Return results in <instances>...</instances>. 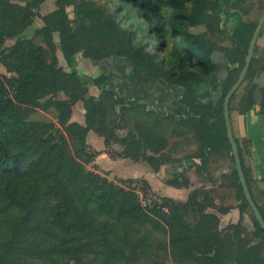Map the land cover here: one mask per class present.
Masks as SVG:
<instances>
[{
  "label": "trees",
  "instance_id": "trees-1",
  "mask_svg": "<svg viewBox=\"0 0 264 264\" xmlns=\"http://www.w3.org/2000/svg\"><path fill=\"white\" fill-rule=\"evenodd\" d=\"M46 1L0 0V64L9 74H0V264H264V230L244 199L222 109L238 75L236 64H243L234 36L225 49L231 69L223 89L217 100L202 99L219 89L211 59L223 34L219 0H105L117 12L96 0H54L51 11L38 15ZM35 16L42 22L35 31L39 45L20 37ZM197 26L203 31L192 32ZM9 39L14 42L5 46ZM77 55L95 63L125 59L130 74L181 88L186 113L159 115L139 100L118 96L109 82L113 72L85 81L73 64ZM90 84L96 95L89 94ZM253 87L245 89V109L253 103ZM77 102L84 124L71 120ZM37 109L52 111L54 120H31ZM125 122L131 129L121 134ZM89 131L103 139L109 157L143 162L154 171L181 161L171 152L195 145L185 158L198 159L195 173L213 186L192 189L185 201L159 197L147 210L124 187H150L145 180L114 181L86 168L100 154L86 141ZM115 144L120 152L110 150ZM229 161L232 169L217 181L214 173ZM165 184L187 188L190 181L182 170ZM234 207L239 219L221 228L218 214ZM246 210L250 228L243 222ZM7 222L10 233L2 230Z\"/></svg>",
  "mask_w": 264,
  "mask_h": 264
},
{
  "label": "crops",
  "instance_id": "crops-1",
  "mask_svg": "<svg viewBox=\"0 0 264 264\" xmlns=\"http://www.w3.org/2000/svg\"><path fill=\"white\" fill-rule=\"evenodd\" d=\"M120 86L121 88L119 87V90L126 99L148 102L149 105H145L146 109L154 110L159 115L172 113L177 116H183L187 111L186 106L178 102L181 95V88H165L161 83L152 81L143 75H130L129 81L124 80ZM173 90L176 93L175 95L172 94ZM240 91V96H243L244 92L242 90ZM93 95H96V93H93ZM78 104L79 102H77L73 107L71 117L72 121H76L74 120V112L75 108H79ZM230 119L233 136L239 142L243 162L248 171L251 195L257 207L260 208L264 215V114L260 111V108L257 105H252L249 109H245L243 102L237 99V101H234L232 109L230 110ZM76 122L84 124V118L77 120ZM172 139L173 140L171 141L176 140L175 138ZM86 141L93 149L100 153L94 161L95 165L99 169V172H101V170L109 171V175L113 178L116 177L117 179H143L149 184V186L151 185V189L156 191V194L159 197L166 196L174 200L185 201L192 189L199 186H204L205 188L213 186L210 181L203 179L204 176L197 175L195 173L193 164L198 163L199 160L196 158H185L195 151V145L189 146L192 151L188 153L181 151L182 148H178L176 151L171 152L172 157L182 158L181 161L177 164L161 166L157 171H155L161 173L166 172L165 174L168 173L171 176L176 172L184 170L190 181L189 187L175 188L166 185L164 181V183L161 182V188H156V184H151L153 176L152 171L154 170L150 172L148 170L150 167L142 166V176L134 175L123 177L119 175V168L129 166L138 168V165H140L141 162L134 163L127 158H109V156L104 152L103 139L92 131L88 132ZM171 144H173V142ZM183 148L185 149L187 147L183 146ZM113 149L116 152H120L122 150V148L116 144L113 145ZM160 192L163 194H160ZM209 211L215 212L214 210ZM218 217L220 218V222L224 219H231V221H227V225L228 223L236 222L239 219V211L236 207H234L227 214H218ZM243 218L244 224L250 228L252 222L249 227L247 224L248 213L246 211L243 213Z\"/></svg>",
  "mask_w": 264,
  "mask_h": 264
},
{
  "label": "rangeland",
  "instance_id": "rangeland-1",
  "mask_svg": "<svg viewBox=\"0 0 264 264\" xmlns=\"http://www.w3.org/2000/svg\"><path fill=\"white\" fill-rule=\"evenodd\" d=\"M11 1H13L15 3H19V4H23L24 3V0H11ZM96 1L99 2V3L107 4V6H109L114 12H117L116 9H114L113 6H111V4H109L105 0H96ZM53 8H54V0H47L45 3H43L42 5H40L36 9V12H37L38 15H43V14H46L47 12L51 11ZM67 11H68L69 16L72 17L71 8H67ZM117 19H120V14H117ZM224 24H225V27H224L225 30H228V28H230V26L232 25V22L229 21L228 18H227V21ZM41 25H42V22H41L40 18L38 16H35V18L33 19L32 24L20 35V37L21 38H31L34 41V43L37 44V45L42 44V39L35 34L36 29L39 28ZM203 29H204L203 26H197L195 28H192L191 30L194 33H198V32L203 31ZM54 40L58 41L56 34L54 35ZM13 42H14V39L6 40L5 41V46H10ZM154 42L156 43V41H154ZM223 44H225L226 46H229V42L227 40H225L223 42ZM149 49L151 50V47H149ZM58 56H59V59H60V64L63 67H65V69H67V66L64 64V61L62 60V57H61V54H60L59 50H58ZM107 61L111 62V59L107 60ZM101 63H95V62H93L91 60H84L81 55H77L74 58V63L73 64H74V67L76 68V70L78 71L79 75L81 77H83L85 79V81L89 82L90 78L94 77L95 75H98L101 71L105 72V70H104L105 68L102 67L103 68L102 69L101 66H100ZM111 71H114L113 74H114L115 78H113L112 82H110V83L114 86V90L117 92V95L121 97L123 95L120 92L118 85L119 84L121 85L122 82L124 81L122 78L127 76V72L129 71V67L128 66H123V65L122 66L118 65L116 67L111 68ZM0 74L1 75L4 74L6 76L9 75L5 71L4 67L1 64H0ZM88 87H89V94H92V95H93V93L97 94L98 88H96L95 86H92L91 84ZM182 92H183V90L181 89L180 90V94H182ZM172 94L173 95L176 94L174 90H173ZM219 94H220V87L216 91H211V94L209 96H207V95L203 96L202 99L204 101H207L210 98H212L213 100H217ZM63 97L64 96L62 94L59 95V98H63ZM78 106H79L78 109L75 108V112H74L75 118L73 117L74 120H76V121L77 120H81V119L84 118V109H83V106H82V102H79ZM30 118H31V120H35V121H52V120H54V113L52 111H46L45 112L43 110H38L37 109V110H35L33 112V114H31ZM130 129H131V123L125 122L123 130H120L119 133L125 134ZM171 143H172V141H171ZM184 146H186L187 148L184 149L182 147L181 151H185L187 153L192 151V149H190L189 145H184ZM110 150L115 152V150L113 149V146L111 147ZM109 158H111V157H109ZM111 159H113V158H111ZM114 159H117V158H114ZM85 166H86L87 169H96L97 171L99 170L97 168V166L95 165V163L86 164ZM138 166H139L138 168L133 167V166L121 167V168H119V171H118L119 175H121L123 177H129V176H134V175L142 176L141 175V174H143V172H141V170H143L142 166L149 167L147 164L142 163V162ZM232 167L233 166H232L231 162L230 161L227 162L223 167L218 169V171L214 175V178L217 181H219L220 177H221V174H223L226 170L232 169ZM148 170L150 172L152 171L151 168H149ZM152 172H153V176H152L151 184H153V185L156 184L157 185V186H155L156 188L157 187L161 188L160 187L161 182L164 183L165 179H167L170 176V174H168V173L165 174L166 172H163V173L155 172V171H152ZM99 173H101L102 175L106 176L110 180H114V181L117 180L116 177L113 178V177H111L109 175V171L101 170V172H99ZM137 184H138V186L134 190L137 191V195L140 198V202L142 204L145 203V207L148 210V208H151V204L154 201V198L157 199V198H159V196L156 194L157 193L156 191H153V189H151L152 187H147L143 183H140V182H138ZM160 194H163V193L160 192ZM246 212L248 213V221H247L248 223L247 224L250 227V223L252 222V220H251V217H250V214H249L248 210H246ZM227 221L229 222V221H231V219L230 220H225L224 219L223 221H221L220 222V227L222 228V227L226 226ZM2 230H4V232H6V233L7 232L10 233L14 229H13V226L9 222H7L5 225H3ZM10 252H12V250H9V253ZM32 264H37V263L32 262ZM146 264H148V263L146 262ZM165 264H170V262H167Z\"/></svg>",
  "mask_w": 264,
  "mask_h": 264
},
{
  "label": "flooded vegetation",
  "instance_id": "flooded-vegetation-1",
  "mask_svg": "<svg viewBox=\"0 0 264 264\" xmlns=\"http://www.w3.org/2000/svg\"><path fill=\"white\" fill-rule=\"evenodd\" d=\"M219 2L221 3L222 7L218 15V24L223 34L221 36L222 41L219 43L220 49L213 52V54L215 52L219 53L218 57L216 58L217 64H215L214 71L217 76L219 87L220 89H223L224 83L229 74V70L231 69L230 64L227 62V53L225 51V49L228 48L231 44V36H234V42L236 43L239 49L237 53V58L240 60L243 59V64H236V68L238 69V78L239 74L241 73L244 67L250 42L256 30H258L247 72L241 85L238 87V89L233 95L235 96L234 101H237V99L239 101H242L245 94V89L249 85L252 86V84H254V87L251 91V99L253 101L252 105H255L253 100V92L255 88L259 85L261 88V97L259 98V100L261 102L257 106L260 108V111L264 114V0H219ZM227 18L229 21L232 22V25L230 26V28H228V30H225L224 23H226ZM225 40L229 42V46L223 44ZM244 44H247L246 49H244ZM251 71L253 72L254 77L250 81L248 78V74ZM130 75L133 74H130L128 71L127 76L123 77L122 79L129 81ZM114 77V75L111 76L109 82H112V79ZM240 90L244 92L243 96H240Z\"/></svg>",
  "mask_w": 264,
  "mask_h": 264
},
{
  "label": "water",
  "instance_id": "water-1",
  "mask_svg": "<svg viewBox=\"0 0 264 264\" xmlns=\"http://www.w3.org/2000/svg\"><path fill=\"white\" fill-rule=\"evenodd\" d=\"M257 32H258V30H256V32H255V34H254V36H253V38H252V40L250 42L249 49H248V54L246 56L245 64H244V67H243L241 73L239 74V76H238L237 80L234 82V84L228 89V91L226 92V94H225V96L223 98L222 109H223L224 123H225V128H226V136H227L228 142L230 144L231 155L233 157L235 170H236V173H237L238 181H239L241 189H242V193H243L244 199L247 202V204H248L251 212L253 213L255 219L257 220L259 226L264 230V219H263V216H262L259 208L257 207L255 201L252 198V195H251V193L249 191V188H248V185H247L244 173H243V169H242V166H241V161H240V157H239V153H238L237 143H236V141L234 139L233 132H232L231 119H230V113H229V101H230L231 97L233 96V94L238 89V87L241 85V83H242V81H243V79L245 77V74L247 72V69H248V66H249V62H250V59H251V55H252V52H253V47H254V42H255V38H256ZM218 55H219L218 52H215L212 55V61H213L214 64H217L216 58L218 57ZM118 65L128 66V63H127V61L125 59L113 58L111 60V62L105 60V61H103L100 64L101 68L102 67L105 68L104 70H105L106 73L114 72V71H111V68L116 67ZM143 76H146V75H143ZM150 80L158 82V81H156L154 79H150ZM118 86L121 88L120 84ZM260 97H261V88L258 85L255 88L254 92H253V100H254L255 105H259L260 104V102H261L259 100ZM139 103H141L143 105H146V106L149 105L148 102H142L141 101Z\"/></svg>",
  "mask_w": 264,
  "mask_h": 264
},
{
  "label": "built area",
  "instance_id": "built-area-1",
  "mask_svg": "<svg viewBox=\"0 0 264 264\" xmlns=\"http://www.w3.org/2000/svg\"><path fill=\"white\" fill-rule=\"evenodd\" d=\"M138 182H131V183H128V184H125V188H127V189H130V190H134L137 186H138V184H137ZM141 183V182H140ZM135 192H136V194H137V191L136 190H134ZM138 199H139V201H140V198H139V196H138ZM141 203V202H140ZM154 203H159V199L157 198H154V201L152 202V204H151V207H152V205L154 204ZM141 205L144 207V208H146L145 207V203H141ZM162 211H167V209L165 208V207H163L162 208Z\"/></svg>",
  "mask_w": 264,
  "mask_h": 264
}]
</instances>
